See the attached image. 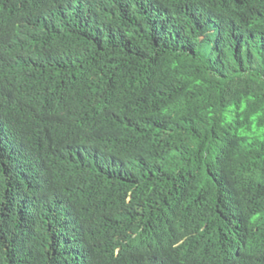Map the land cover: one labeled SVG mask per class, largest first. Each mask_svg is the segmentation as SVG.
<instances>
[{
	"label": "trees",
	"instance_id": "16d2710c",
	"mask_svg": "<svg viewBox=\"0 0 264 264\" xmlns=\"http://www.w3.org/2000/svg\"><path fill=\"white\" fill-rule=\"evenodd\" d=\"M0 264H264V0H0Z\"/></svg>",
	"mask_w": 264,
	"mask_h": 264
}]
</instances>
